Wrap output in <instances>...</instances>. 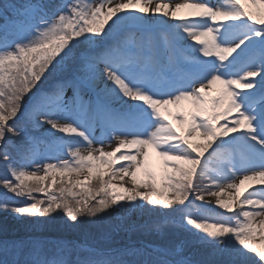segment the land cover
<instances>
[{
    "label": "snow or ice",
    "instance_id": "6c2138e0",
    "mask_svg": "<svg viewBox=\"0 0 264 264\" xmlns=\"http://www.w3.org/2000/svg\"><path fill=\"white\" fill-rule=\"evenodd\" d=\"M0 21V212L31 229L0 264H264V0H3Z\"/></svg>",
    "mask_w": 264,
    "mask_h": 264
},
{
    "label": "trees",
    "instance_id": "16d2710c",
    "mask_svg": "<svg viewBox=\"0 0 264 264\" xmlns=\"http://www.w3.org/2000/svg\"><path fill=\"white\" fill-rule=\"evenodd\" d=\"M0 3L3 2L0 1ZM59 187L60 185L57 184L56 188L59 189ZM77 191H79V189H77ZM36 195L39 196V194ZM63 219H66V217ZM29 234H31V229L27 225L15 219L11 214L0 212V237L18 239ZM46 234L55 238L58 235H67L68 233L65 232L62 223H58L57 226L47 229Z\"/></svg>",
    "mask_w": 264,
    "mask_h": 264
},
{
    "label": "rangeland",
    "instance_id": "374dc122",
    "mask_svg": "<svg viewBox=\"0 0 264 264\" xmlns=\"http://www.w3.org/2000/svg\"><path fill=\"white\" fill-rule=\"evenodd\" d=\"M0 1H3V0H0ZM70 94V93H69ZM215 95V93H214ZM175 109H172V112L175 113ZM169 119L172 120V123L176 126L177 130L180 131L181 130V125L177 122L176 119H174L172 116L169 117ZM43 131V130H42ZM152 158H155V161L158 165V168L156 167H152L151 166V169L152 171H154L156 173V175L158 176V181L163 177V174H164V168H163V161L161 160V158L156 154V152L154 150H149V160H152ZM117 167H119V165H117ZM138 178L139 179H144V176H143V170L141 171L140 174H138ZM76 177L74 176L73 177V180H75ZM80 179H82V177H80ZM205 183H207L205 181ZM206 199H211L213 204L215 203V198H209V197H206ZM198 204L201 203L199 201H197Z\"/></svg>",
    "mask_w": 264,
    "mask_h": 264
},
{
    "label": "bare ground",
    "instance_id": "6f19581e",
    "mask_svg": "<svg viewBox=\"0 0 264 264\" xmlns=\"http://www.w3.org/2000/svg\"><path fill=\"white\" fill-rule=\"evenodd\" d=\"M114 146V145H113ZM153 163H154V166L155 167H158V165H157V163H156V161H155V158H152V160H149V164L150 165H153Z\"/></svg>",
    "mask_w": 264,
    "mask_h": 264
}]
</instances>
